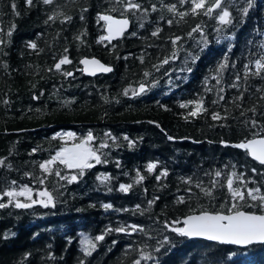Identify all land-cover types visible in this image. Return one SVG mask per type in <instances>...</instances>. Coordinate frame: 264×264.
Segmentation results:
<instances>
[{
    "label": "trees",
    "instance_id": "16d2710c",
    "mask_svg": "<svg viewBox=\"0 0 264 264\" xmlns=\"http://www.w3.org/2000/svg\"><path fill=\"white\" fill-rule=\"evenodd\" d=\"M134 2L148 12L123 13L131 18L132 26L123 37L109 42L100 41L106 31L98 14L121 15L118 0H53L49 5L43 0H33L31 5L26 0H0V40L4 41L0 44V158H7L5 166L0 167V192L16 181L11 186H29L33 199H41L39 191L47 188L56 201L55 207L36 204L28 209L11 205L0 209V264H133L140 258L141 249L154 257L141 260V264H264V243L239 247L178 237L163 228L164 220L182 219L200 210L221 211L222 205L223 210L230 207L227 177L232 172L243 174V180L234 178V187L246 192L243 183L247 182V187H260L264 193V165L245 150L231 146L245 137L251 138L253 131H260L245 126L243 121L253 118V113L242 117V109L257 105L254 118L264 124V100L256 91L264 87V79L251 75L244 79V64L249 57L257 58L253 54L264 39V0H256L245 21L235 23L231 39L219 42L213 31L214 20L203 16L181 20L164 7L175 4L179 12H185L190 3ZM12 3L16 4L15 10ZM152 5L157 11H151ZM231 10L235 16V9ZM49 16L54 19L48 20ZM69 16L71 20L66 19ZM142 20L144 26L140 27ZM168 20H173L171 26ZM201 20L210 43L198 49L200 35L193 33L188 38L187 33ZM156 28L162 29L158 38L151 36ZM174 36L184 37L178 44L180 58L156 72L152 66L172 54L168 37ZM30 42L37 47L30 48ZM185 50L200 57L189 62L191 72L180 71ZM225 54L229 67L217 84L216 69ZM65 55L71 63L55 70V63ZM85 55L99 56L114 69L87 76L79 69ZM141 55L143 63L139 60ZM144 71H151L152 76L145 78ZM64 72L73 75L66 77ZM237 74L241 80L237 82L239 87L233 88ZM153 80L158 81L155 86ZM140 83L147 84V90L132 96L131 91L137 90ZM125 89H129L127 96L123 95ZM242 91L243 101L236 100ZM197 101H202L207 111L193 117L191 112ZM213 112L227 119L214 121ZM69 132L75 134V139L67 137ZM89 132L94 137L90 146L107 162L91 161L93 167L85 169L73 183L50 175L40 184L39 179L45 174L39 164L61 146L79 143ZM110 137H115V142ZM129 140L135 141L132 147ZM221 140L227 141L228 146ZM104 143L108 146L101 148ZM149 163L157 164L152 172L147 170ZM53 167L66 176L76 171L59 164ZM253 168L257 169L255 173ZM164 170L167 175L157 180ZM138 171L144 176L140 183H136ZM216 171L222 175L215 177ZM102 176L110 179H97ZM188 177L192 184L185 183ZM213 180L217 185L211 196L195 187L196 183L211 187ZM120 184H131L132 188L124 193L119 190ZM189 187L191 193L187 191ZM181 196L184 203H178ZM156 197L159 199L149 207L148 201ZM19 199L31 202L25 197ZM7 201V197L0 198V203ZM103 204H111L112 208L105 209ZM136 205H140V210ZM243 208L258 211L247 205ZM131 224L144 231H107ZM101 234L104 239L96 241L95 237ZM165 235L170 237L171 245L155 252ZM86 240L96 244L91 255H86L82 247Z\"/></svg>",
    "mask_w": 264,
    "mask_h": 264
},
{
    "label": "snow or ice",
    "instance_id": "6c2138e0",
    "mask_svg": "<svg viewBox=\"0 0 264 264\" xmlns=\"http://www.w3.org/2000/svg\"><path fill=\"white\" fill-rule=\"evenodd\" d=\"M33 0H26L28 5H31ZM181 4L190 3L191 7L188 11L179 12L177 10V6L175 4L164 5L167 10L175 15H178L181 20H183L186 16L192 17H207L210 20H214L216 22V26L213 28V31L217 34L216 39L217 42L224 39H231L233 37L232 28L235 27V23L239 21L243 23L245 19L249 16L250 10L254 9L256 6V0H179ZM43 3L46 5L52 4L53 0H43ZM118 3L122 6L121 15L125 12H134L136 10H141L144 13L148 12V9H142L139 3L134 2V0H118ZM11 8L13 10L16 9V4L12 3ZM231 9H235L236 15H233V11ZM84 11H87L85 9ZM116 11V9H113ZM151 11H157L155 5H152ZM16 15H19L17 12ZM99 20L105 22V30L107 32L106 36H101L100 41L108 40L111 41L115 37H121L125 34L126 30L129 27V19L126 16L123 18H116L114 15L110 14H98ZM54 16H49L48 20H53ZM67 20H71L72 17H66ZM83 19V16H81ZM48 21H45L47 23ZM179 23V21H176ZM167 23L171 26L173 24V20H168ZM143 20L140 23V27H143ZM14 27V25H13ZM162 31L161 28H156L151 33L152 37H159V33ZM193 33H198L200 35V39L196 42V47L198 49H202L206 47L210 41L207 38L205 33V22L201 20L200 23H197L191 30L187 33L188 38H192ZM11 30L8 32L10 36ZM133 36L136 33H132ZM264 36V33H261ZM79 39V37H77ZM184 40V37L174 36L168 37V41L173 46V52L170 56L164 57L159 65H153V69L156 72L160 71V68L163 65L169 64L171 61H175L180 58L179 51L180 48L178 44L180 41ZM4 43V41L0 40V44ZM251 43V41L249 42ZM30 48L35 49L37 45L34 42H30L28 45ZM231 49L229 48V51ZM67 52V49H65ZM257 58L253 59L249 57L248 63L244 64V79L247 80L248 77L255 76L261 79H264V39L259 41L258 51L253 54ZM200 57L192 51L185 50V59H184V67L180 69V71L191 72L192 68L189 66V62H195ZM141 63L144 62V56L141 55L139 57ZM71 60L65 55L63 56L57 63H55L54 68L57 71L61 70L62 65L70 64ZM84 68L81 71L88 72L92 75H95L97 72H111L113 69L110 66H107L101 63L96 58H84L80 61ZM254 66V70H253ZM229 67V57L227 54L223 57V59L219 62L216 69V79L217 84L221 82V74L225 69ZM232 67H235V62L232 63ZM51 70V69H50ZM64 76H72V72H64ZM165 75H168V72H165ZM143 76L148 78L152 76L151 71H144ZM241 80V76L237 74L235 76V81L231 87L238 88L239 82ZM171 82V81H170ZM207 82V81H206ZM152 86L158 83V81L153 80ZM148 88V85L145 83H140L138 90H132L131 95L137 96L144 93ZM211 91V89H208ZM248 89L245 88L244 91ZM257 92H259L260 99L264 100V87L257 88ZM220 92H223V88L220 89ZM129 94V89H125L123 95L127 96ZM35 98V97H34ZM220 100L224 99L223 95L219 96ZM244 92L242 91L240 95L236 98V100L243 101ZM236 101L234 100L233 103ZM193 103V102H189ZM213 103H216L214 101ZM186 105L181 104V107H185ZM236 106L239 108L241 104L237 103ZM163 107V106H162ZM258 106L253 105L251 108L242 109L240 115L242 117H246L248 112L253 113V118H246L243 123L245 126L250 127V129L259 128L260 131H253L251 138L245 137V139L241 140L238 143L231 145L237 149H243L245 152L255 161L259 162V164L264 165V124L260 123L257 119H255V114L257 113ZM202 111H207L203 107L202 101L195 102V110L191 112L193 117L197 116L198 113ZM264 114V113H262ZM212 119L214 121L227 119L226 116L221 117L220 113L213 112ZM69 139H75L74 133H66ZM109 135L110 134H106ZM113 142H115V137H110ZM94 137L91 132L87 134L79 143H73L71 146H61L58 150L55 151V154L52 155L49 159L44 160L39 164V168L42 170V173L45 175L39 179L40 184H44L47 180L48 176L55 175L59 180H64L67 183H73L79 180L81 176L84 174V170L93 167L91 161H95L96 163H106L107 161H102L101 156L97 154V150L90 146ZM125 140H128V137H124ZM169 140L173 139L172 137H168ZM221 144L228 146L227 141H220ZM135 144V141L129 140V147H132ZM106 143L101 144V148L107 147ZM33 152L36 149L32 150ZM6 157L0 158V167L5 166ZM63 165L65 169L68 170H76L71 175H62L61 171L56 168L54 169V165ZM8 168H11V165H7ZM157 168L156 163H149L147 165V170L149 172L154 171ZM252 172H256L257 169L253 168ZM78 172V174H77ZM26 175H30L27 174ZM167 175V170H164L160 173L159 176L156 177L159 180L162 176ZM207 175V173H206ZM222 175L221 171L215 172V177H220ZM138 179L136 183H140L144 180V176L137 172ZM234 178L235 180H243V174L237 175L236 172H232L227 177V189L231 194V206L226 210H223V205L221 206V211L209 212L207 210H200L197 213L193 212L192 214L184 216L182 219H176L172 221L164 220L163 228L167 231L175 233L178 237L184 238H194V237H204L208 240L219 241L225 244H234V245H248L254 242H264V193L261 192L260 187H247V182L243 183V188L246 189V192L242 190L241 187H234ZM97 179L102 182L110 179L108 176L97 177ZM192 178L188 177L185 183L192 184ZM11 185H16V181H11ZM9 186L6 190L0 192V198L7 197V203H0V209H3L8 206H14L18 209H28L33 207V205L40 204L43 207H55V198L51 191L47 188L39 191L38 195L41 199L36 200L32 198L33 189L27 185L17 187ZM217 181L213 180L211 187L204 188L201 186V183H196L195 187L199 188L205 196H211L213 189L216 187ZM132 188L131 184H120L119 190L127 193ZM111 191V189H109ZM189 193L192 192V188L189 187L187 189ZM19 197H25L27 200L31 201L30 203L22 202ZM159 199V197L154 198L153 200L148 201L149 207H151L155 201ZM249 201L251 203H249ZM184 197H179L178 203H184ZM247 205L249 208H258V211L261 214H257L256 211H245L242 210L243 207ZM93 207L95 205H92ZM103 208L110 209L112 208L111 204H103ZM136 209L140 210V205H136ZM225 211L227 214H225ZM159 219V218H157ZM182 225V226H181ZM130 229L131 232L141 231L144 229L136 224L128 225L127 227L121 226L116 229L109 228L107 231H116V232H128ZM104 239V234L95 237L96 241H102ZM85 243L88 245L85 248V254L91 255L92 250L95 249L96 244L92 240H86ZM158 247L154 249L155 252H160L161 248H164L165 245H171L170 237L165 235L163 240L158 241ZM146 247V246H145ZM154 259L153 254L144 249L140 250V258L136 259L133 264H141V260H152ZM83 264V262H82Z\"/></svg>",
    "mask_w": 264,
    "mask_h": 264
},
{
    "label": "water",
    "instance_id": "95a60500",
    "mask_svg": "<svg viewBox=\"0 0 264 264\" xmlns=\"http://www.w3.org/2000/svg\"><path fill=\"white\" fill-rule=\"evenodd\" d=\"M102 14H110V15H114V16H116V18H123V16H126V15H117V14H113V13H107V12H104V13H102ZM128 19H129V21H130V23H129V27H128V29L126 30V32L127 31H129L130 30V28H131V26H132V20H131V18L129 17V16H126ZM106 31V30H105ZM125 32V33H126ZM107 35V32H106V34L104 35V36H106ZM124 36V35H123ZM123 36H121V37H123ZM121 37H115V38H113L111 41H109V42H112V41H114V40H116V39H118V38H121ZM106 41H108V40H106ZM96 58V59H98L101 63H103V64H105V65H107V66H110V67H112V69H114V66L113 65H111V64H109V63H107L106 61H104L103 59H101L99 56H96V55H85V56H83L82 58H81V60L82 59H84V58H89V59H91V58ZM80 60V61H81ZM84 68V65H82V69ZM84 72V74L85 75H87V76H96V75H99V74H107V73H110V72H107V73H103V72H97L95 75H92V74H90V73H88V72H85V71H83ZM140 85V84H139ZM139 85H138V89H139ZM137 89V90H138ZM18 131H20V130H18ZM238 142H240V141H238ZM237 142V143H238ZM242 210H245V211H252V210H247V209H242ZM207 211H209V212H216V211H212V210H207ZM198 212L199 211H196L195 213H197L198 214ZM257 212V214H261L259 211H256ZM193 212H191V213H188L187 215H189V214H192ZM225 214H227L226 212H225ZM186 216V215H185ZM194 238H201V239H206V240H208L207 238H204V237H194ZM210 241H212V240H210ZM216 242H219V241H216ZM221 243V242H220ZM254 243H264V242H254ZM254 243H252V244H254ZM225 244V243H224ZM229 245H234V244H229ZM250 244H248V245H237V246H239V247H247V246H249Z\"/></svg>",
    "mask_w": 264,
    "mask_h": 264
},
{
    "label": "rangeland",
    "instance_id": "374dc122",
    "mask_svg": "<svg viewBox=\"0 0 264 264\" xmlns=\"http://www.w3.org/2000/svg\"><path fill=\"white\" fill-rule=\"evenodd\" d=\"M72 145V144H71ZM71 145H68V146H71ZM82 247L85 249V248H87L88 247V245L87 244H82Z\"/></svg>",
    "mask_w": 264,
    "mask_h": 264
},
{
    "label": "flooded vegetation",
    "instance_id": "af4514ba",
    "mask_svg": "<svg viewBox=\"0 0 264 264\" xmlns=\"http://www.w3.org/2000/svg\"><path fill=\"white\" fill-rule=\"evenodd\" d=\"M79 69H82V67H81V68H79Z\"/></svg>",
    "mask_w": 264,
    "mask_h": 264
}]
</instances>
